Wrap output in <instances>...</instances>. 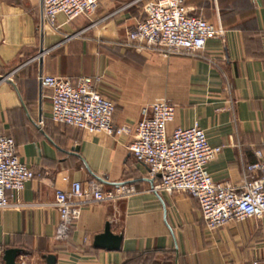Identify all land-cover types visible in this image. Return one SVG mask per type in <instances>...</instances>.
<instances>
[{
  "label": "crops",
  "instance_id": "1",
  "mask_svg": "<svg viewBox=\"0 0 264 264\" xmlns=\"http://www.w3.org/2000/svg\"><path fill=\"white\" fill-rule=\"evenodd\" d=\"M149 0H99L95 13L51 26L42 0H0V134L12 137L36 176L0 210V249L17 248L21 264H253L264 262V218L208 229L196 198L153 190L160 176L127 149L133 133H88L50 118L51 90L38 75L99 77L97 91L115 104L114 124L132 131L156 98L175 104L170 133L198 122L220 146L207 168L216 182L238 187L264 146V0H185L189 14L218 28L197 54H163L128 41ZM95 25L91 26L93 23ZM79 33L76 37L66 36ZM44 50L43 60H31ZM42 119L43 122L39 123ZM96 177L105 182H100ZM67 178L66 180L64 178ZM96 181L134 192L83 207L69 238H54L57 188ZM109 223L117 250L94 245Z\"/></svg>",
  "mask_w": 264,
  "mask_h": 264
},
{
  "label": "built area",
  "instance_id": "2",
  "mask_svg": "<svg viewBox=\"0 0 264 264\" xmlns=\"http://www.w3.org/2000/svg\"><path fill=\"white\" fill-rule=\"evenodd\" d=\"M184 2L147 1L143 6L145 16L129 32L128 42L163 54H197L203 51L207 39L217 35L219 30L201 16L189 14ZM98 6L99 0H42L43 18L51 26L55 25L58 14H64L70 21L95 13ZM78 35L74 33L66 39ZM44 53L40 50L31 60L41 63ZM7 78L8 75L2 77L4 80ZM95 79L99 80V77L81 75L72 81L65 76L41 72L38 75L40 84L51 90V120L88 133L120 136L132 132L133 138L127 149L136 160L147 166L150 176H160L154 190L192 195L199 203L208 229L230 221L264 218V146L254 150L256 161L246 165L244 179L238 187L216 182L207 165L219 154L221 147L208 143L198 122L190 127H177L168 133V124L175 116V104L159 97L141 108L134 131L128 124L117 126L113 121L115 104L97 91ZM42 122L40 119L39 123ZM35 176V172L20 160L14 139L0 134V210L12 205L8 192L17 197ZM133 192L126 184L106 189L96 181L90 182L88 192L83 190L79 181H72L67 189L57 188L54 206L58 221L54 238L57 241L69 238L83 207L116 201ZM0 264H4L1 249Z\"/></svg>",
  "mask_w": 264,
  "mask_h": 264
},
{
  "label": "water",
  "instance_id": "3",
  "mask_svg": "<svg viewBox=\"0 0 264 264\" xmlns=\"http://www.w3.org/2000/svg\"><path fill=\"white\" fill-rule=\"evenodd\" d=\"M0 79H2V77H0ZM95 178L99 180L100 182H105L101 178H98L96 176ZM118 185H121V183H119ZM153 190H154V187H153ZM121 241H122V235L112 233L109 223L105 225L103 232H101L100 234H97L94 237V245L98 247L106 248L107 250L119 249L121 245ZM18 253H19V249L17 248L6 249L3 253L4 264H21L20 262L16 260ZM47 262L48 264H54L55 257L53 255H48Z\"/></svg>",
  "mask_w": 264,
  "mask_h": 264
}]
</instances>
